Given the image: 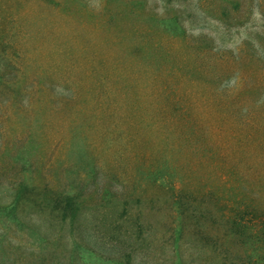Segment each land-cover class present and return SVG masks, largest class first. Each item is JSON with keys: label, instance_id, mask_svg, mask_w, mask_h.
<instances>
[{"label": "rangeland", "instance_id": "374dc122", "mask_svg": "<svg viewBox=\"0 0 264 264\" xmlns=\"http://www.w3.org/2000/svg\"><path fill=\"white\" fill-rule=\"evenodd\" d=\"M19 185L7 264H33L44 187L97 205L83 215L118 197L154 249L133 264L167 260L178 218L183 249L264 264V0H0V205Z\"/></svg>", "mask_w": 264, "mask_h": 264}, {"label": "trees", "instance_id": "16d2710c", "mask_svg": "<svg viewBox=\"0 0 264 264\" xmlns=\"http://www.w3.org/2000/svg\"><path fill=\"white\" fill-rule=\"evenodd\" d=\"M164 168L165 166L156 169L152 176L157 184L164 180ZM26 191L27 188L21 185L18 194L8 205H0V217L1 214H6L8 220L20 226L16 211ZM39 195L38 198H33V212L38 215L37 221L33 222V240L37 247L33 251V264H79L77 261L85 254L103 258L109 264H122L123 261L125 264H133L139 257L141 259L154 251L151 239L140 227L131 230L130 227L124 226L122 220L125 212L123 215H116L118 197L105 194L101 199V208L106 209V212L83 215L87 209L97 210V205L88 206V202L81 198L80 194H74L72 191L56 193L44 187ZM172 204L177 214H181V198L177 197ZM93 220L98 222V226L90 229L87 226L91 225ZM229 225L230 236L236 242L252 239L246 236L248 227L243 225L242 217L232 218ZM183 230L182 219L178 218L177 226L171 233L172 246L169 256L160 263L217 264L214 260L209 261L206 251L201 250L198 254L183 249L180 246L184 236ZM2 244L0 241V264H7V252Z\"/></svg>", "mask_w": 264, "mask_h": 264}]
</instances>
